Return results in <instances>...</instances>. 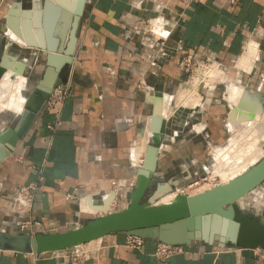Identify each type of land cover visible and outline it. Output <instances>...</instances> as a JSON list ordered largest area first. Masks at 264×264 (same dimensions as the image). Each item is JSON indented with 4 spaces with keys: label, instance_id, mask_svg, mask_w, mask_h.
Instances as JSON below:
<instances>
[{
    "label": "crops",
    "instance_id": "1",
    "mask_svg": "<svg viewBox=\"0 0 264 264\" xmlns=\"http://www.w3.org/2000/svg\"><path fill=\"white\" fill-rule=\"evenodd\" d=\"M6 1L0 0V16ZM160 16L164 48L132 31L136 23ZM1 26L0 18V62L11 43ZM20 49L18 58L27 48ZM186 57L210 68H223L238 87L248 91L249 102L254 103L251 99L257 96L264 99V0H88L73 62L64 69L63 83L57 88L68 91L65 101L52 109L47 102L28 134L0 162V232L19 233L20 220L40 223L42 228L37 233L66 232L79 227L87 215L106 213L101 211L104 206L109 208L107 212L117 208L137 177L139 166L133 160V150L150 132L158 100L164 111L168 99L164 115L167 128L152 188L156 190L159 184L176 177H191L186 171L165 178L162 168L171 159L164 144L168 130L174 123L183 124L182 130L173 132L176 140L180 134L190 137L197 133L195 128L202 127V137L211 145L224 131L233 130L228 116L234 108L220 101L222 97L213 85L205 87L207 92L190 114L182 111L178 92L198 85L187 82L192 77L181 67ZM235 90L237 98L231 102L236 107L241 92ZM196 115L200 118L194 120ZM14 118L0 131L8 130ZM57 120L62 125L53 132L49 126ZM172 146L176 149L175 142ZM115 182L125 186L115 190ZM31 184L36 186L33 206L19 212L16 194ZM263 195L264 188L256 190L249 195L251 203L255 206ZM85 202L96 211L83 212ZM126 237L112 234L38 257L0 252V264H164L153 256L157 243L147 241L139 251L125 247ZM77 254L90 258L74 262L72 256ZM165 264H264V260L256 250L194 245L187 254Z\"/></svg>",
    "mask_w": 264,
    "mask_h": 264
},
{
    "label": "water",
    "instance_id": "2",
    "mask_svg": "<svg viewBox=\"0 0 264 264\" xmlns=\"http://www.w3.org/2000/svg\"><path fill=\"white\" fill-rule=\"evenodd\" d=\"M87 1L75 0L71 4L69 0H44L42 4V0H33L30 9H24L16 2L8 10L7 28L3 33L9 38L13 34L19 41L17 43L23 42L28 49L37 51L36 59H44L46 69L24 111L15 116L8 130L0 133V162L13 153L53 92L62 85V73L72 64L77 49ZM15 43H9V48ZM9 48L0 62V81L18 62L17 56L10 55ZM259 106V103H250L244 95L237 107L230 111L228 119L232 125L250 123L254 120L251 114L236 119L239 110L257 112ZM163 112L162 102L158 100L150 126V132L158 138L146 148L143 165L137 172L136 186L129 193L125 209L93 218L81 227L61 233L0 232V252L38 257L77 248L112 234L135 236L174 247L201 245L220 250H264V217L246 213L239 205L242 199L264 185V158L227 184L194 196L178 194L176 201L159 204L190 177V174L186 178L176 177L159 184L155 191L151 190L167 128Z\"/></svg>",
    "mask_w": 264,
    "mask_h": 264
},
{
    "label": "rangeland",
    "instance_id": "3",
    "mask_svg": "<svg viewBox=\"0 0 264 264\" xmlns=\"http://www.w3.org/2000/svg\"><path fill=\"white\" fill-rule=\"evenodd\" d=\"M13 1L14 0H7L6 1L7 6H1L2 13H1L0 18H1V25H2L1 29H3V31L5 30V28H7V26H5L6 24L5 14L12 7L11 3ZM17 2L21 3L24 9H30L34 3L32 0L31 1L30 0H17ZM43 2L44 0H42L41 3L43 4ZM11 42L13 41L11 40ZM20 48H27V47L19 43H15L13 47L11 48L10 55L17 56L20 53L19 51L21 50ZM22 51H23L22 56L21 58H18L17 61L18 62L19 61H32L33 66L27 71V73H24L23 75L24 77L27 76V88L19 90L16 94L15 100L17 99L18 101L19 98L21 97L22 100H26L25 102H27L42 79V76L46 69V63L44 59H39L35 63L36 56L38 55L37 51L31 50L28 48ZM31 57H33L32 60L30 59ZM205 66L208 68V70H205L202 68L201 70L196 71L195 76L194 75L191 76L192 74H189V77H192V78L191 79L189 78L190 80L188 79L187 82L189 83V81H192L193 86L198 84L195 87V89L193 88V90H190V91L181 89L178 92L177 103L181 106L180 98H182L181 99L183 100L182 101V104H183L182 111L187 112V114H190L191 112L190 110L194 109L196 105L200 103L203 93L207 92V89H205V87H211L213 85H215L217 88L215 91L216 94L222 97L220 101L223 102V104H225L226 107H229V108L234 107L232 105V102L234 98L235 99L237 98L236 96L237 91L235 90V88H237L241 92V98L238 100L239 102L243 98L244 95L249 97L247 94L248 91L241 89L240 87H238L237 84L233 82L232 78L230 77V73L229 74L223 73L222 71L223 68L219 70L217 68L214 69V67L210 68L208 64H206ZM203 78L205 79L203 80ZM199 84H200V87H199ZM184 99L187 100L186 103ZM251 100H253V102L255 103H259L262 107L261 113L260 114L258 113V116L254 117L255 121L253 120L250 123L239 125L240 129L239 128L236 130L231 129L230 131H228L227 129L226 131H224L223 135L220 136L219 139H217V142L216 141H215L216 143L214 142V144L211 143L210 145L209 144L210 140L204 139L202 137L204 135L202 127L195 128L197 133L192 134L190 137H183V134L182 135L180 134L179 137L176 138V140L173 138V132L176 131V129L182 130L183 124L181 122L174 123V125L168 130L167 138H166L167 142H165L164 144H165L166 152L168 151L171 152L169 153V155H167V158H171V159L168 161L167 166L162 168L165 178L178 176V175L183 174L186 171L191 173V177H189L182 185L175 188L174 193L172 195L181 194V192L183 191L185 192V194L194 196L199 193H203L207 190H211L215 188L216 186L229 181V178H232L233 176L238 175L239 173H242V172L244 173L247 169L253 166L252 164L255 165L256 163H258L264 158V99H261V97L257 96ZM25 106H26V103H24V107L22 108L23 111H24ZM0 112H2L0 113V130H2L3 128L5 129V127L10 123V121L15 116H18L22 113V112L17 113L15 110H12L8 107L3 108ZM199 118L200 116L196 115L194 120L199 119ZM250 124L253 127H251ZM192 125L194 124L192 123L188 127V130L190 127L191 128L193 127ZM229 126H230V123H229ZM0 133L2 132L0 131ZM151 135L152 133L148 132V134L145 137L141 138V140L138 142V144L134 148V149L136 148L140 149L139 155L141 156H138V159L134 161L136 163V166H139V168H141L143 164V160H144L145 153H146V148L152 142L150 138ZM234 141H237V143H239L238 147H236L237 149L232 146ZM174 142L176 145V149L173 148L172 146ZM231 146L233 147V149H231L232 148ZM226 153L229 157L225 155ZM226 157L228 159H226ZM255 159L257 161H255ZM241 160L243 161L241 162ZM225 163L227 166L225 165ZM238 163H240V165H238ZM224 167L226 168L225 170H224ZM240 167H241V170L243 169L242 171L238 169ZM244 167L246 169H244ZM223 170L226 171L227 173L230 170H232V172L230 171L229 172L230 174L228 173V175H224L226 172H224ZM234 170L236 171L234 172ZM220 171H222V173H220ZM217 173H219V175ZM159 179L160 177L157 178V180ZM132 182H135V186H136L137 177ZM130 184L128 185V188H131ZM262 188H264V185L258 190L262 191ZM152 191H155V187L152 188ZM172 195H170V197L168 196L166 199H163L165 202L162 201V203L164 202L165 204H168L171 201H173L174 197H171ZM250 196L245 197L239 202L241 209L246 213L251 212L257 216L263 215L264 214L263 213L264 212V208H263L264 207V195L261 198H259L255 206L253 203H251L252 199L250 198ZM124 198H125L124 201L122 200L120 201L121 205L119 201L117 202V205L119 204L117 208L113 207L110 211L106 213H99V214H96V215L94 214L90 216L87 215V217H85V220L80 223L79 227L85 225L88 221H90L93 218L100 217V216L107 215L112 212L125 209L129 202V192L124 195Z\"/></svg>",
    "mask_w": 264,
    "mask_h": 264
},
{
    "label": "built area",
    "instance_id": "4",
    "mask_svg": "<svg viewBox=\"0 0 264 264\" xmlns=\"http://www.w3.org/2000/svg\"><path fill=\"white\" fill-rule=\"evenodd\" d=\"M231 3H234V0H231ZM162 16H160L158 19H155L153 21L148 20L145 22H139L136 23L135 26L133 27L132 31L136 34H140L142 36H146L151 38L155 44H158L161 48H164L166 39L162 37L161 34V29L163 28L160 26L158 20H161ZM179 22L176 24L178 25ZM207 64V63H206ZM206 64H199L195 62L192 58L186 57L183 58L181 61V67L187 74H192L195 76L196 71L201 70L202 68L205 70H208V68L205 66ZM205 78H203L204 80ZM68 95L67 90H55V93L51 96L50 100L48 101V106L49 108H54L59 103H63ZM62 125V122L60 120H57V122L51 126H49V129L51 131H56L60 126ZM19 163H22L23 160L19 159ZM125 185L124 183L120 182H115L113 183V187L115 190H119L120 188H123ZM131 188L135 187V182H131L130 184ZM36 191V186L35 184H31L29 186L22 187L18 193L16 194V204L18 206V211L23 212L25 209H30L33 206V199H34V193ZM182 195L185 196H191L189 194H185V192H181ZM17 228L19 230L20 234H31L35 235L37 234V231L42 228L40 223L36 222H27L20 220L17 223ZM147 241L135 237V236H127L125 240V247L134 249V250H139L142 251L145 246H146ZM188 248L189 247H174V246H169V245H164V244H157L156 249L154 251L153 256L159 260L162 263H166L169 259L176 257V256H181L185 255L188 253ZM258 257H260L262 260H264V250L258 249L256 250ZM73 261L76 262L78 260H84V259H89L90 257L85 254H77L72 256Z\"/></svg>",
    "mask_w": 264,
    "mask_h": 264
},
{
    "label": "bare ground",
    "instance_id": "5",
    "mask_svg": "<svg viewBox=\"0 0 264 264\" xmlns=\"http://www.w3.org/2000/svg\"><path fill=\"white\" fill-rule=\"evenodd\" d=\"M52 1H54V0H52ZM69 2L71 3V4H74L75 3V0H69ZM19 3V2H18ZM15 4V3H14ZM11 36L13 37H11L12 39V41L13 42H19L16 38H15V36L13 35V34H11ZM19 44H21V45H25L23 42H20ZM36 61H37V59L35 60V63H36ZM15 64V63H14ZM33 66V62L32 61H19V62H17L15 65H14V69H12V70H9L6 74H5V76L3 77V79L0 81V111L3 109V108H5V107H8V108H10V109H12V110H15L17 113H20V112H22L23 110H22V108L24 107V103H26L25 101L26 100H22V98L20 97L19 98V100L17 101V99L15 100V97H16V94H17V92L19 91V90H22V89H26L27 88V76L26 77H24L23 75H24V73H27V71L31 68ZM17 79V80H16ZM16 80V81H15ZM26 91V90H25ZM18 98V97H17ZM235 99V98H234ZM168 99L166 98L165 99V102H164V115L165 114H167L166 113V110L168 109V101H167ZM250 103H252V102H250ZM247 107H249L250 108V106L248 105ZM233 108H235V106L233 107ZM261 109V107L259 106L258 107V109H257V112H253L251 109H243V110H246V111H249V112H251V113H259V110ZM240 110H242V109H240ZM0 113H2V112H0ZM238 114H240V113H238ZM241 115H243L242 113L240 114V116ZM19 116V115H18ZM239 116V115H238ZM17 117V116H16ZM237 119V118H236ZM255 121V120H254ZM253 124V123H252ZM251 125V124H250ZM233 127V130L235 129H238L239 128V125H234V126H232ZM242 127V126H241ZM251 127H253L252 125H251ZM150 129V128H149ZM240 129V128H239ZM148 131V130H147ZM238 132V131H237ZM236 133V132H235ZM149 137V136H148ZM244 137V136H243ZM150 138H151V141L153 142V141H155L158 137H157V135H155V134H152L151 136H150ZM144 140V139H143ZM238 141V140H237ZM237 141H234V143H233V147H238V144L239 143H237ZM151 142V143H152ZM144 144V143H143ZM147 144V143H146ZM231 146V147H232ZM233 147L231 148V149H233ZM230 149V150H231ZM237 149V148H236ZM224 152V151H223ZM139 153H140V149L139 148H136V149H134L133 150V160L134 161H136L137 159H138V156H141V155H139ZM142 154V153H141ZM219 155V154H218ZM225 155H227V153L225 154ZM228 156V155H227ZM229 157V156H228ZM220 158V157H219ZM241 158H243V157H241ZM249 158V157H248ZM255 158V157H254ZM218 159V158H217ZM226 159H228L227 157H226ZM240 160V159H239ZM224 161V160H223ZM243 160H241V162H242ZM255 161H257L256 159H255ZM229 163V162H228ZM230 163H232V162H230ZM252 163H253V161H252ZM237 164V163H236ZM257 164V163H256ZM143 165V164H142ZM225 165H226V163H225ZM238 165H240V163H238ZM252 165H254V164H252ZM227 166V165H226ZM231 166V165H230ZM237 166V165H236ZM243 166V165H242ZM241 166V167H242ZM142 167V166H141ZM218 167V166H217ZM238 167V166H237ZM241 167L240 168H238V169H240L241 170ZM220 169V168H219ZM226 168L224 167V170H225ZM227 169H228V167H227ZM233 169V168H232ZM237 169V170H238ZM244 169H246L245 167H244ZM222 170V169H221ZM223 170V171H224ZM239 170V171H240ZM243 170V169H242ZM241 170V171H242ZM248 170V169H247ZM219 171V170H218ZM228 171V170H227ZM231 172H232V170H230ZM229 171V172H230ZM236 170H234V172H235ZM239 171H238V173H239ZM240 171V172H241ZM224 172H226V171H224ZM228 172V173H229ZM220 173H222V171H220ZM228 173L226 172L224 175H228ZM218 175H219V173H217ZM230 174V173H229ZM243 174V172L242 173H239L238 175H235V176H233L232 178H229V181H227V182H225V183H222V185H224V184H227L228 182H230L231 180H234L235 178H237V177H239L240 175H242ZM222 176V175H221ZM227 177V176H226ZM229 177V176H228ZM227 180V179H226ZM225 180V181H226ZM200 194V193H199ZM177 195L178 194H174V195H172L171 197H174L173 199V201H171V202H174V201H176V199H177ZM170 197V196H169ZM167 198V197H166ZM166 198H164V199H166ZM162 201H164V200H161L160 201V203L159 204H161V205H164L165 203V201L162 203ZM167 201V200H166ZM170 202V203H171ZM107 203V202H106ZM170 203H168V204H170ZM109 206H110V204H109ZM93 209V210H92ZM103 209H105V210H103ZM107 210H109V208H107ZM107 210H106V208H105V206L104 207H102L101 208V211H103V212H107ZM82 211H84V212H90V213H94V211H96L95 210V208H93L91 205H89L88 203H83V205H82Z\"/></svg>",
    "mask_w": 264,
    "mask_h": 264
},
{
    "label": "flooded vegetation",
    "instance_id": "6",
    "mask_svg": "<svg viewBox=\"0 0 264 264\" xmlns=\"http://www.w3.org/2000/svg\"><path fill=\"white\" fill-rule=\"evenodd\" d=\"M31 1V0H30ZM33 1V0H32Z\"/></svg>",
    "mask_w": 264,
    "mask_h": 264
}]
</instances>
